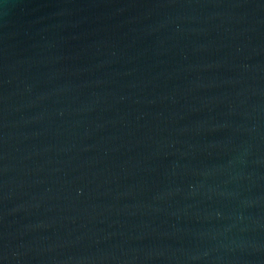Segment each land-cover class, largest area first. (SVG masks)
Returning a JSON list of instances; mask_svg holds the SVG:
<instances>
[{
  "label": "water",
  "instance_id": "1",
  "mask_svg": "<svg viewBox=\"0 0 264 264\" xmlns=\"http://www.w3.org/2000/svg\"><path fill=\"white\" fill-rule=\"evenodd\" d=\"M0 264H264V0H0Z\"/></svg>",
  "mask_w": 264,
  "mask_h": 264
}]
</instances>
